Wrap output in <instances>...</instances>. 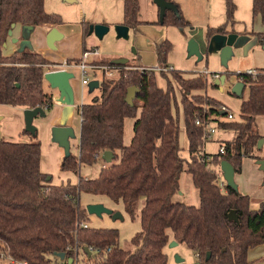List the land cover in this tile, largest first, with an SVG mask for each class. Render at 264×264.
Wrapping results in <instances>:
<instances>
[{
	"label": "trees",
	"instance_id": "trees-1",
	"mask_svg": "<svg viewBox=\"0 0 264 264\" xmlns=\"http://www.w3.org/2000/svg\"><path fill=\"white\" fill-rule=\"evenodd\" d=\"M224 7L225 23L206 29L207 44L215 35L234 32V0H224ZM139 8V0H122L121 25L133 33L143 24L190 27L179 7L178 17L167 11L162 24L159 19L154 24L139 21ZM251 18L260 19L264 26V0H251ZM12 25L54 28L62 21L45 11L44 0H0V105L24 110L40 107L49 112L54 105L53 95L45 91L43 77L55 65L28 49L5 56L3 45ZM89 26H82V52L89 50L85 44ZM253 35L263 46L264 32ZM170 50L167 40L155 44L158 68L167 67ZM103 63L95 65L113 67L116 77L102 76L98 81L100 96L78 106V153L64 156L59 166L62 173L79 176L82 166L91 167L104 152H112V161L100 169L97 177H78L75 185H51V177L40 171L37 131L34 136L22 131L30 137L28 143L0 137V264H10L9 260L13 264H67L80 251L85 255L83 264H167L164 249L170 241L191 251L193 264H251L249 252L264 245V202L252 210L249 196L227 186L220 191L216 174L221 173L222 161L228 162L236 175L241 172L244 158L259 160L254 151L262 137L255 120L264 116V70H256L254 78L238 75L248 96L238 97L242 102L237 120L221 121L226 113L221 115L215 100L192 94L206 89L201 76L186 80L177 70L157 72L129 63ZM158 78L165 79L164 88L157 84ZM131 87L137 91L128 103L126 95ZM176 91L184 118L187 160L180 154L179 119L173 111ZM197 118L233 132L232 140L222 142L223 154L203 151L205 143L201 128L195 124ZM128 119L134 120L133 136L125 146ZM182 172L190 176L197 191V206L174 200ZM82 193L121 202L132 218L139 207L140 230L131 238L130 249L119 246L117 230L89 227L86 209L81 206ZM232 210L238 223L228 220ZM84 248L97 253L87 256ZM61 253L64 260L56 257Z\"/></svg>",
	"mask_w": 264,
	"mask_h": 264
},
{
	"label": "rangeland",
	"instance_id": "rangeland-1",
	"mask_svg": "<svg viewBox=\"0 0 264 264\" xmlns=\"http://www.w3.org/2000/svg\"><path fill=\"white\" fill-rule=\"evenodd\" d=\"M178 3L180 7V11L184 19L190 22V27L187 28H165L157 25L162 30H167L168 41L171 43V50L168 54V59L170 64L179 70L182 71H203L205 68L211 69L213 66L216 67L217 64H220V60L218 56L211 55L210 52L205 50L203 60L197 61L195 57H188L187 55V42L189 39L194 38L197 42H202L205 46V49L208 48V44L205 40V32L207 28H211L213 23H216V11L218 10V0H174ZM236 0H234L235 3ZM150 0H139L141 16L139 15L140 21L146 17L148 13V8L150 7ZM172 2V1H171ZM223 4V0H220ZM240 3V12L241 15H244L242 11L244 9V0H238ZM177 5L176 3H174ZM209 4L212 6V10L208 11ZM236 6V3H235ZM221 7V5H220ZM157 8V7H156ZM223 8V5H222ZM44 9L47 13L56 14L60 17L62 21V26L66 24L71 28L82 27L83 24H89L90 26L95 22H109L113 21L119 14L122 12V0H44ZM123 16V13H122ZM122 19V18H119ZM246 22L241 24L242 29H247L249 26V17L245 18ZM248 20V21H247ZM111 23V22H109ZM261 24V23H260ZM258 22L255 24V29L253 30L257 32V34L262 33L263 28ZM98 25V24H95ZM110 24H108L109 26ZM118 25H111L108 27V32L102 37L97 38L94 34H89L85 39L86 47L92 49L94 47L98 48L100 55L98 57H93L90 59V63H109L116 59H127L130 65H137L142 63V57L144 54L151 52V57L154 55V59L156 61L154 51L146 50L143 52L142 47L138 43L137 36H135L132 30L128 32V36L126 38L118 37L115 27ZM141 26H144L141 25ZM45 30H49L51 27L44 26ZM43 29V30H44ZM157 31L156 33H158ZM39 31H33L30 37L28 38L35 40ZM138 33V32H137ZM162 35V32H160ZM160 36V34L157 36ZM74 38L69 35H66L63 41H59L57 43L58 47L55 49V53L57 55L59 53H73L75 51V45L73 43ZM211 40L208 42L210 43ZM156 42L155 44H158ZM186 44L183 47V44ZM31 44V43H29ZM19 48H24L21 44H19ZM11 49V48H10ZM24 49H29L27 46ZM132 49L136 51L133 54ZM261 50V49H260ZM8 49H4L6 53ZM142 51V52H141ZM138 53V54H137ZM121 55V56H117ZM217 57V58H216ZM250 60V58H245L243 52L239 51L235 54L232 60L228 63L227 71L230 73H236L238 71L239 63L244 60ZM78 60V58L76 59ZM68 61V60H67ZM255 61V59H254ZM49 62V61H48ZM257 63H262L260 60H256ZM50 64L57 63L49 62ZM103 63V64H104ZM221 65V64H220ZM96 66H106V65H96ZM53 67V66H52ZM50 67L49 69H51ZM208 69V70H209ZM233 69V70H232ZM210 71V70H209ZM226 71V70H225ZM72 74L74 78L70 80V85L73 88L74 96L76 95V105L77 107L83 103H90L94 97L100 96V90L89 89V84L86 86H81V72L79 69H72ZM158 72V71H157ZM170 71H168L169 73ZM211 72V71H210ZM181 73V72H180ZM225 74L227 72H224ZM116 70L114 73V78L116 77ZM182 78L191 79L188 77H184L183 73ZM200 74V73H198ZM227 73L226 79L228 84L222 86V91L216 92L215 89L213 91L216 95V99L223 102L224 100L228 103L226 104L230 112L229 114L233 115V120L238 119L239 114V100L240 98L231 95L230 90L231 87L229 84L232 82L231 76ZM88 77L90 82L92 81H101L102 74L101 70H93L92 73L89 72ZM99 83V82H98ZM157 84L164 88L166 85V81L163 78L157 79ZM211 88L210 86H208ZM207 88V85H206ZM44 89L47 92H51L52 94H56L55 90L50 89L49 85L45 82ZM247 93V89L244 90L242 94V98ZM192 94L195 95H203L206 98H210L206 95V89L203 91H195ZM75 99V98H74ZM211 99V98H210ZM12 108V107H11ZM174 113H177L179 119V145L181 149V157L184 159H189V154L187 151V140L184 130V118L180 105V94L176 91V107L173 108ZM232 112V113H231ZM2 116V115H0ZM3 117V116H2ZM3 121L0 123V131L1 136L4 138L2 131L5 127L9 129V132L14 133L16 130V123L14 120L13 113H7L4 115ZM23 118V114H22ZM49 118V116L47 117ZM47 118H35L33 125L37 128V141L40 144L41 149V166L42 171H44L47 176L51 177L55 183L60 181L61 171L59 169L60 163L64 157V152L61 148H59L56 144L51 142V135L49 129H44L45 122ZM71 127L74 130L75 138L70 140V153L72 155H77V146L79 143V131H80V116L78 112H73L71 117ZM24 131V127L23 130ZM232 133L231 131H228ZM222 130H217V134L212 137V139L206 143L205 151L209 155H215L218 152L219 146L224 140H232L229 136L223 134ZM131 134V132H130ZM234 136V134H233ZM232 136V137H233ZM128 130L125 132V141L129 138ZM18 138L21 140L26 139L28 142L31 140L30 137L25 136L22 132L18 135ZM264 141V138H262ZM222 140L221 142H218ZM204 151V149H203ZM60 154V156H59ZM254 156L259 158V160L264 159V143L262 144L261 149L254 151ZM257 160H253L250 158H246L242 160L241 172L236 174V183L238 185V191L242 195H247L251 199V208L259 207V204L264 202V184H263V173L259 170L258 165L256 164ZM107 165L101 158L97 160L96 164L91 167L82 166L80 169L79 176H75L72 178L73 181H76L78 177L87 179H91L92 176L96 173V170L100 166ZM52 182V180H51ZM175 201L184 203L186 205H198V195L197 191L192 185L191 178L186 172H182L179 178V192L178 195L174 197ZM92 204H102L107 209L112 210L113 212L119 213L122 216V219L113 220L111 216L103 214L101 217H97L95 215L87 214V224L90 228L94 229H111L117 230L119 233V246L122 249H130V240L131 238L139 232L140 223H139V207L136 211V216L134 218L130 217L127 211L124 208V205L121 202H114L104 196H94L86 193L81 194V206L86 209L88 205ZM142 205V204H141ZM171 236V234H170ZM174 241H170L168 245L165 247L164 251L168 257L167 264H175V257L179 256L185 262V264H191L195 261V257L191 251H189L183 244L172 245ZM248 259L251 264H262L264 263V245L259 246L253 250H251L248 254ZM83 263V262H82Z\"/></svg>",
	"mask_w": 264,
	"mask_h": 264
},
{
	"label": "crops",
	"instance_id": "crops-1",
	"mask_svg": "<svg viewBox=\"0 0 264 264\" xmlns=\"http://www.w3.org/2000/svg\"><path fill=\"white\" fill-rule=\"evenodd\" d=\"M150 1L151 2H150V7L148 8V13H147L146 17H144V19L141 22L154 24L158 21L159 12H158V9L156 8V6L153 4V1L152 0H150ZM170 1H172L173 3H176L178 6V3L176 1H174V0H170ZM235 3H236V10L234 13V21H235V25L233 27L234 32H230V33L237 34L238 39L234 45L233 52L235 54L238 52V55H239V51L241 53L243 52L245 58H247V59L250 58V60H247V61H245V59H243L245 61L244 64H243V62L239 63V67H238L239 69H238V71H236V73L237 72H245L247 70H264L263 46L259 45L257 38L253 35V34H257V32H255L253 30V27L255 29V24L257 22L260 24L261 21L258 18L255 20H252V18H251V0H244L243 6L247 12V13H245V11H242L244 15H241L240 3H238V0H236ZM218 4H219L218 10L215 13L218 21H216V23H213L214 25H212L211 28H217V27H219L225 23L224 0H223V4H222V2H220V0H218ZM220 5H221V7H220ZM222 5H223V8H222ZM139 6H140V3H139ZM179 10H180V7H179ZM211 10H212V6L209 4L208 11H211ZM139 15L141 16L140 8H139ZM247 17H249V21L247 20L249 22V26L247 29L246 28L242 29L241 24L246 22L245 18H247ZM119 18H122V19H119ZM138 19H139V16H138ZM122 21H123V16H122V12H121V14H119V16H117V14H116V17L113 21H109L111 23L103 21V22H95V23H90V24H92V25L98 24V25H105V26H108V24H110L109 26H111V25L114 26V25H121ZM139 21H140V19H139ZM260 25L263 28V31H261L263 33L264 32V26L262 25V23ZM56 28L64 35L63 39L65 38L66 35H69L72 38H74L73 43L75 45L74 46L75 51L73 53H66L67 52L66 51L65 53L61 52L57 55V53L53 52L55 50H50L46 46V42H45V38H46V35L49 32V30L47 31L43 27H36L34 29V31H36V30H37V32L39 31L36 39L35 40H32V38L29 40L27 39L24 42V48H26L28 46L29 47L28 50L34 51L38 54H41L47 61L54 62L57 64H62L63 62H65L67 60H74L77 58L79 59L81 54H82V31H83V28L82 27L71 28L69 26H66V24L63 26L62 25L56 26ZM165 28H173V27H165ZM138 30H139L138 33H136L134 35L137 36L138 43L142 47L143 52L146 50H149V49L151 51H154V47H155L156 42L160 43L164 40L168 41L167 30L164 31V30H162V28H159L157 25H146V24H144V26H140ZM129 31H130V29H129ZM157 31H159V32L156 33ZM160 32H162V35ZM156 34H158V35L160 34V36L157 35L158 37L156 38ZM13 38H17L19 40V43L13 44L12 43ZM63 39L61 41H63ZM29 43H31V44H29ZM19 44H21V27L16 26L15 29L13 30L12 38H8V40L6 42V47L3 48V54L5 56L12 55L16 50L21 49V48H19ZM58 44L59 43H55L56 49L58 47ZM198 44H199V48H200V51L202 54V60H203V57L205 56L204 52H206L205 50H207V49H205V46L203 45L202 42L199 41ZM185 45L186 44L184 43L183 47ZM4 49H8V51L5 53ZM208 51L210 52L211 55L218 56V48L214 44L211 46L210 50H207V53H208ZM150 54H151V52L144 54V57L141 58L142 63L137 64L136 66L145 67L148 69H154V68L158 67L157 62L154 59V55H153V57H151ZM117 56H121V55H117ZM233 56H232V58H233ZM232 58L230 60H232ZM254 59H255V61H254ZM257 59L260 60L262 63H257L256 62ZM229 61H228V63H229ZM170 62L171 61H169L168 56H167V66L171 67L173 70H177V71L183 73L184 77L194 78V77L199 75L198 73L202 72V71H196V70H194V71H182V70H179L177 68H174L170 64ZM228 63H227V68H228ZM227 68H223L220 64H217L216 67L213 66L211 69L205 68L204 70L209 69L211 72H220V73L227 72L229 74V71H227ZM230 74H233V73H230ZM218 88L219 87H214V84L212 85L211 88H209L207 86L206 95L208 97H210L211 99L215 100L219 104V107H224L227 111L230 112L229 107L226 105L228 103L227 101L224 100L223 102H221L215 98L216 95L214 94V92L215 91L217 92ZM214 89H215V91H213ZM245 89H247V88H245ZM219 91H221V90L219 89ZM55 92H56V94H52L54 105L49 112H46V117H45V119H46L49 116V118H47V120L45 122L46 124L44 126L45 127L44 129L48 128L49 131L54 126H69V127H71L72 125L70 122L72 119L71 117L73 115V112H78V110H77L78 107L76 105V101H75V105L72 107L61 106L60 104H58L56 102V98L58 97V92L56 90H55ZM247 96H248V89H247V93L244 95L243 99H246ZM75 100H76V95H75ZM241 102H242V100L240 99L239 100V110H240ZM23 111H24V109L14 108V107L11 108L10 106L0 105V115H2L3 118H5L4 115L6 114V112L7 113H13L14 120L16 123V130L14 131V133L9 132V129L7 127H5L3 129L2 134H3L4 139L6 141L28 143V141L26 139L21 140L20 138H18V135L22 132L23 127H24L23 118H22ZM224 119H221V121H225ZM2 121H3V119H2ZM255 121H256V125H257L259 135L262 138H264V116L256 117ZM133 123H134V120H131V119H128L125 123V132L127 129L128 134H129V137H128L129 139L127 141H125V139L123 140L125 146L130 143L131 138L133 136V130H132ZM222 131L224 132L223 133L224 135L229 136V134H230L231 139L233 138L232 133H229L228 131H224V130H222ZM130 132H131V134H130ZM50 134H51V131H50ZM124 137H125V135H124ZM221 141L222 140H220L218 142H221ZM225 141H229V140H224L222 142H225ZM263 143H264V141H263ZM205 146H206V143L204 144V147H203L204 152L206 153ZM59 156H60V154H59ZM100 158L101 157H99L98 159H100ZM244 159H246V158H244ZM102 167L103 166H100L96 170V173L94 174V176L91 177V179L97 177V175H98V173ZM40 171H41V173L47 175L44 171H42L41 163H40ZM61 174H62L61 176H63V177L60 178V181L57 183H55L53 181V179L51 178V180H52L51 185L59 186V185L66 184V183H70L72 185H75L78 182V179L76 181L72 180V178L74 176L71 173H62L61 172ZM236 177H237V175L234 176L235 183H236ZM84 179H87V178L84 177ZM236 185H237V183H236ZM237 187H238V185H237ZM257 209H258V207L253 208L252 210H257ZM193 263H194V261L191 264H193Z\"/></svg>",
	"mask_w": 264,
	"mask_h": 264
},
{
	"label": "water",
	"instance_id": "water-1",
	"mask_svg": "<svg viewBox=\"0 0 264 264\" xmlns=\"http://www.w3.org/2000/svg\"><path fill=\"white\" fill-rule=\"evenodd\" d=\"M153 4L157 7L159 14L158 19L159 23L162 24L163 19L166 15V12H172L178 17V7L173 2L167 0H152ZM12 29L8 31V38H12L13 30L15 26L12 25ZM34 27L32 26H23L21 27V45L24 46V42L30 37L32 32L34 31ZM116 33L120 38H126L128 36L129 28L127 26L118 25L115 27ZM108 32V26L105 25H91L89 26V34H94L97 38H102ZM64 35L56 28H51L50 31L47 33L45 42L46 46L50 50H55L56 46L55 43L61 41ZM238 36L234 33H229L225 35H215L212 37L211 42L208 43L207 50H210L211 46L214 44L218 48V56L220 60V64L223 68H227L228 61L234 55L233 48L235 43L237 42ZM13 44L19 43L17 38L12 39ZM6 47V44L3 45V48ZM21 48L20 50H23ZM19 50V51H20ZM187 55L188 57H195L197 61L202 60V54L199 48L198 42L191 38L187 42ZM264 50V45H263ZM133 54L136 53L134 49H132ZM112 63L114 65H125L128 63L127 59H116L113 60ZM44 81L49 85L50 89L56 90L58 92V97L56 98V102L61 106L72 107L75 105V96L73 88L70 85V80L74 78L72 72L68 71H56V72H46L44 74ZM226 81V75H222L219 80L214 82V86L219 87L222 91V86ZM89 89L94 90L99 87L98 81H92L89 83ZM245 86L242 82H235L231 86L230 93L235 95L236 97H241L244 92ZM137 89L135 87H131L127 90L126 101L128 103L132 102L135 92ZM221 115H224V112H221ZM45 118L46 111L40 107L34 109H25L23 111V123H24V130L29 133L31 136H34L37 128L33 125V121L35 118ZM3 117L0 116V123ZM51 142L56 144L59 148H61L64 152V156L68 157L70 155V140L75 138L74 130L72 127L69 126H54L51 128ZM1 137V131H0ZM263 144V139H260L257 144V150L261 149ZM113 154L110 151H106L101 155V159L105 163H110L113 159ZM256 164L259 167V170L264 175V159L258 160ZM220 170L222 172L223 179L226 183V186L231 188L234 191H238V187L234 180V169L233 167L226 161H222L220 163ZM264 184V178H263ZM86 212L89 215H95L97 217H101L103 214L109 215L112 217L113 220L122 219V216L119 213L113 212L110 209H107L102 204H92L86 207ZM228 220L238 223V217L234 210L230 211L228 214ZM177 243L174 242L172 245H176ZM84 253L87 256L90 255V252L87 248L83 249ZM57 258L60 260L65 259L64 254H57ZM209 254H207V258ZM175 264H185L184 260L179 256H176ZM67 264H72V259L67 260Z\"/></svg>",
	"mask_w": 264,
	"mask_h": 264
},
{
	"label": "built area",
	"instance_id": "built-area-1",
	"mask_svg": "<svg viewBox=\"0 0 264 264\" xmlns=\"http://www.w3.org/2000/svg\"><path fill=\"white\" fill-rule=\"evenodd\" d=\"M99 55H100V53L98 51V48L94 47L92 49H89L88 51L82 52L80 58L78 59L79 60L78 63H67V61H65L62 64H57L56 66H53L51 69L47 70V72H56V71L71 72L72 69H79V71L81 72V86H86L90 83V79L88 77V74H89V72L92 73L93 70H101L102 76L113 77L114 73H115V69L113 67H111V66H96L95 63H90L91 58L98 57ZM151 70L168 72V71H172L173 69L171 67L167 66L164 69L156 67V68L151 69ZM224 74L225 73L209 72L208 70H203L202 72H200V74L198 76H201L205 80L207 86L212 87L214 82L219 80L220 77ZM239 74H246L247 76H251L252 78H254L257 75V72H256V70H247L245 72H237V73L230 74V76L232 78V82H231V84H229L230 87L235 82H240L238 80ZM228 79H226L224 85L228 84L227 83ZM219 110L221 112H224V114L226 113V117L224 119L225 121H232L233 120V115L227 113L226 112L227 110L224 107H219ZM195 124L197 127L201 128L202 141L204 143L209 142L212 139V137L214 135H216V133H217L218 128L216 126V123H212L209 121H203L200 118H197L195 121ZM217 153L218 154L224 153V146L223 145L219 146ZM216 178H217L216 183H217L219 190L224 192L226 183L223 179L222 172L221 173L217 172ZM82 227L87 228V225L83 224ZM88 250H89L90 254L97 253V251L95 252L92 249H88ZM84 256L85 255L83 254L82 251H80L77 254H74V258L72 259V264H83L84 261H86ZM0 262H3L2 256L0 257ZM8 263L13 264V262L11 260H9ZM56 264H58V263H56Z\"/></svg>",
	"mask_w": 264,
	"mask_h": 264
}]
</instances>
